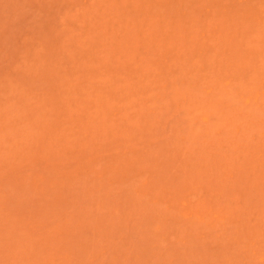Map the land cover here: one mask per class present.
<instances>
[{"label": "rangeland", "instance_id": "374dc122", "mask_svg": "<svg viewBox=\"0 0 264 264\" xmlns=\"http://www.w3.org/2000/svg\"><path fill=\"white\" fill-rule=\"evenodd\" d=\"M0 264H264V0H0Z\"/></svg>", "mask_w": 264, "mask_h": 264}]
</instances>
